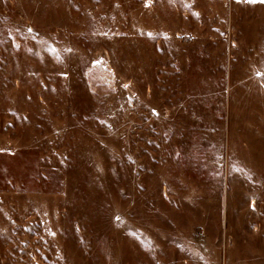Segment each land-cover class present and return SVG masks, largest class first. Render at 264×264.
Instances as JSON below:
<instances>
[{"label":"rangeland","instance_id":"374dc122","mask_svg":"<svg viewBox=\"0 0 264 264\" xmlns=\"http://www.w3.org/2000/svg\"><path fill=\"white\" fill-rule=\"evenodd\" d=\"M0 264H264V0H0Z\"/></svg>","mask_w":264,"mask_h":264}]
</instances>
